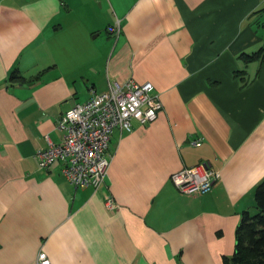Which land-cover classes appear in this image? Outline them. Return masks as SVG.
<instances>
[{"label":"crops","instance_id":"1","mask_svg":"<svg viewBox=\"0 0 264 264\" xmlns=\"http://www.w3.org/2000/svg\"><path fill=\"white\" fill-rule=\"evenodd\" d=\"M263 48L264 0H0V264H224L264 178ZM129 80L163 107L114 130L102 185L39 168L61 115ZM201 162L219 182L181 193Z\"/></svg>","mask_w":264,"mask_h":264},{"label":"built area","instance_id":"2","mask_svg":"<svg viewBox=\"0 0 264 264\" xmlns=\"http://www.w3.org/2000/svg\"><path fill=\"white\" fill-rule=\"evenodd\" d=\"M116 36L122 32L120 21L110 26ZM163 104L151 82L113 81L106 91L92 90V96L73 105L58 119L57 128L63 141L55 143L46 136L47 147L38 150L39 168L48 169L61 163L62 173L75 188L102 185L110 166L109 146L115 129L130 131L132 121L145 125L158 117ZM201 141H196L199 146ZM221 178L209 162L185 167L171 175L177 189L186 195L205 194L213 190ZM115 205L109 199L107 206ZM36 264H52L45 251H40Z\"/></svg>","mask_w":264,"mask_h":264},{"label":"trees","instance_id":"3","mask_svg":"<svg viewBox=\"0 0 264 264\" xmlns=\"http://www.w3.org/2000/svg\"><path fill=\"white\" fill-rule=\"evenodd\" d=\"M264 48L253 53L243 54L246 62L260 59ZM12 81L25 82L26 79L15 70ZM255 210H244L236 228V243L233 255L224 256V264H264V178L255 188Z\"/></svg>","mask_w":264,"mask_h":264},{"label":"rangeland","instance_id":"4","mask_svg":"<svg viewBox=\"0 0 264 264\" xmlns=\"http://www.w3.org/2000/svg\"><path fill=\"white\" fill-rule=\"evenodd\" d=\"M252 212H253V213H254V212H256L255 208H254V209H252Z\"/></svg>","mask_w":264,"mask_h":264}]
</instances>
